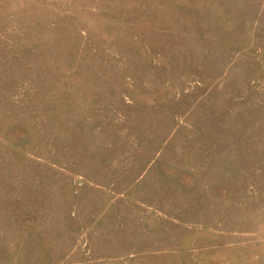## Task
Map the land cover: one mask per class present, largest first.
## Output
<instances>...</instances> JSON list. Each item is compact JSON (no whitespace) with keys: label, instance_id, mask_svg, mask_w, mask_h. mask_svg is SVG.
Masks as SVG:
<instances>
[{"label":"rangeland","instance_id":"rangeland-1","mask_svg":"<svg viewBox=\"0 0 264 264\" xmlns=\"http://www.w3.org/2000/svg\"><path fill=\"white\" fill-rule=\"evenodd\" d=\"M0 264H264V0H0Z\"/></svg>","mask_w":264,"mask_h":264}]
</instances>
